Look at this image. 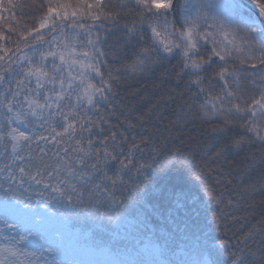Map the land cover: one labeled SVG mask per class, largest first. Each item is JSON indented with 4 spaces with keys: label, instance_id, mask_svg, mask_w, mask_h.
<instances>
[{
    "label": "snow or ice",
    "instance_id": "snow-or-ice-1",
    "mask_svg": "<svg viewBox=\"0 0 264 264\" xmlns=\"http://www.w3.org/2000/svg\"><path fill=\"white\" fill-rule=\"evenodd\" d=\"M178 166L196 259L73 244ZM0 264H264V0H0Z\"/></svg>",
    "mask_w": 264,
    "mask_h": 264
},
{
    "label": "trees",
    "instance_id": "trees-1",
    "mask_svg": "<svg viewBox=\"0 0 264 264\" xmlns=\"http://www.w3.org/2000/svg\"><path fill=\"white\" fill-rule=\"evenodd\" d=\"M150 85L151 81L145 85L149 92ZM188 134L202 140L194 130ZM178 168L150 173L153 182L142 185L143 195H137L138 202L125 210L120 227L105 221L101 228L99 221L84 218L74 219L73 224L81 232L89 231L87 244L102 240L104 245L118 251L138 242L153 241L164 248L165 260L196 259L202 244L213 243L206 237L214 236L215 231L206 227L211 225V215L201 203L203 193L198 185L186 183V173L182 167Z\"/></svg>",
    "mask_w": 264,
    "mask_h": 264
},
{
    "label": "rangeland",
    "instance_id": "rangeland-1",
    "mask_svg": "<svg viewBox=\"0 0 264 264\" xmlns=\"http://www.w3.org/2000/svg\"><path fill=\"white\" fill-rule=\"evenodd\" d=\"M87 236V234L82 235V232L78 229V227L74 228L73 235V244L76 246H84L87 243L83 242V239ZM152 246H157L155 242L152 241H144L139 243L134 248H122L120 251H117V257L121 259H140L141 253L145 248H150ZM160 260H164L162 256L159 257Z\"/></svg>",
    "mask_w": 264,
    "mask_h": 264
}]
</instances>
